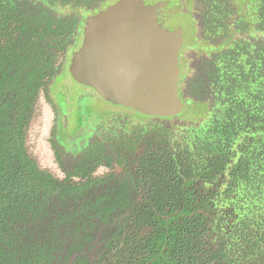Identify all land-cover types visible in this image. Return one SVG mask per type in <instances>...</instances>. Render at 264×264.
Returning <instances> with one entry per match:
<instances>
[{"label":"trees","instance_id":"1","mask_svg":"<svg viewBox=\"0 0 264 264\" xmlns=\"http://www.w3.org/2000/svg\"><path fill=\"white\" fill-rule=\"evenodd\" d=\"M259 10L257 51L226 55L190 133L150 116L121 144V181H73L42 168L28 139L75 24L66 35L0 0V264H264V0Z\"/></svg>","mask_w":264,"mask_h":264},{"label":"rangeland","instance_id":"2","mask_svg":"<svg viewBox=\"0 0 264 264\" xmlns=\"http://www.w3.org/2000/svg\"><path fill=\"white\" fill-rule=\"evenodd\" d=\"M22 4L27 13L34 19L46 16L48 19L65 22L67 27L63 32L67 35L73 29L71 24H75V34L72 32V42L69 44V56L65 66L60 69L58 75L50 88V99L47 100L45 95L41 97V114L37 122L30 130L28 147L38 160L40 166L50 170L55 176L63 180V167L59 165L54 147L52 145V130L54 123V105L62 108L64 97L83 96L92 98L99 111L95 114L92 130L88 131L80 144L65 142L61 135L56 133L57 142L62 145L66 153L75 156L79 151L82 152L78 157L64 158L65 163L69 161L78 162L87 157L90 151L95 150L100 145L101 151H105L109 156L102 158L104 162L97 169L99 174H112L113 179L121 181L126 176V168L120 163L119 154L122 158L128 156L129 147H124L119 143H114L113 138L118 132L140 135L141 131L146 132L148 125L158 118L150 119V116L136 112L132 108L108 104L97 94V92L88 86L76 82L68 73V65L72 55L78 51L83 42V30L86 19L89 15L83 16L81 8L72 5L69 0H14ZM118 0H105L102 9L117 2ZM146 4H156L164 2L177 13V23L183 29V46L181 48V67L183 69L182 78L185 74L190 73L192 77L188 79L189 89L197 90L198 86L201 92L198 96L203 99L204 103L197 108L190 109L185 106L180 114L175 117L166 118L163 123L167 127L174 126L175 132L190 133L193 129L191 125L197 126V120L201 118L208 106L213 104V97L208 90L212 80L213 72L216 71L214 61L220 67L225 61L227 54H235L242 63L245 58L250 62V57L254 54L253 50L257 48L250 45V40L262 39L263 33L259 28L260 9L259 4L252 0H144ZM111 3V4H110ZM200 10V12H199ZM100 11H91L89 14H96ZM77 16L74 18L73 16ZM198 22H201V28L197 30ZM204 24V25H203ZM258 41V40H257ZM256 41V43H257ZM183 53L188 55L191 61V68L187 67L186 58ZM239 57V58H238ZM213 70V71H212ZM181 78V79H182ZM65 93L66 95L62 94ZM53 101V102H52ZM118 114L112 116V114ZM125 117V119L123 118ZM58 123V124H57ZM57 131L61 128L57 120ZM190 125V126H189ZM188 126V127H185ZM92 137V140L90 138ZM64 142V144H62ZM79 180V177H75Z\"/></svg>","mask_w":264,"mask_h":264},{"label":"water","instance_id":"3","mask_svg":"<svg viewBox=\"0 0 264 264\" xmlns=\"http://www.w3.org/2000/svg\"><path fill=\"white\" fill-rule=\"evenodd\" d=\"M164 4L118 0L89 16L82 45L68 65L72 78L111 104L151 117L180 114L183 30L159 21L157 10Z\"/></svg>","mask_w":264,"mask_h":264},{"label":"flooded vegetation","instance_id":"4","mask_svg":"<svg viewBox=\"0 0 264 264\" xmlns=\"http://www.w3.org/2000/svg\"><path fill=\"white\" fill-rule=\"evenodd\" d=\"M263 0H252V2L256 4L262 3ZM200 12V10H199ZM259 13L260 10H258ZM157 17L161 23H163L164 27H168L169 29H174L176 27H180L177 23V13L175 9H173L169 5H164L159 7L157 10ZM201 22H198L197 30L204 28L201 27ZM204 25V24H203ZM183 30V29H182ZM184 58L188 60V55L186 53L182 54ZM181 50L179 52V66H180V75L178 86L180 90V98L184 104V107L187 106L190 109L197 108L198 105H202L204 103L203 99H201L197 94L201 92V85H199L197 90L189 89L188 79L192 77L190 73H187L182 78L183 69L181 67ZM189 61V60H188ZM191 61L187 62V67L191 68ZM66 63V62H65ZM214 66L216 71L219 70L216 62L214 61ZM65 66V64H64ZM213 71V70H212ZM182 78V79H181ZM198 92V93H197ZM208 92V90H207ZM63 95H66L62 92ZM53 102V101H52ZM106 102V101H104ZM111 104L109 102H106ZM117 106V105H116ZM120 106V105H119ZM55 115H54V123L52 130V145L55 150V154L57 159L59 160V165L63 167L64 179H69L73 181H79L81 179V175H89L92 174L94 177L105 176L109 173H101L97 172V169L101 166V163L104 162L100 157V154H104L105 151H101L100 145L95 147V150L90 151L87 157L79 160L78 162L69 161L65 163L64 158L69 157H78L82 152H85L87 148L83 151H79V153L75 156L66 153L56 140V133L61 135V138L65 142H72L74 144H80L85 137L84 135L92 130V126L96 127L94 124L95 114L99 111V108L95 105V102L92 101V98L83 97V96H73L69 95V97H64L62 108L60 109L58 106L54 105ZM204 114V113H203ZM117 116L118 114H112V116ZM125 119V117H123ZM57 120L61 125L59 132L57 131ZM132 135L130 134L118 132V135L113 138L114 143L122 144L127 141L128 138ZM92 140V137L90 138ZM64 144V142L62 143ZM109 156V155H108ZM95 167V168H94ZM94 169V170H93ZM75 177H79V180H76Z\"/></svg>","mask_w":264,"mask_h":264},{"label":"crops","instance_id":"5","mask_svg":"<svg viewBox=\"0 0 264 264\" xmlns=\"http://www.w3.org/2000/svg\"><path fill=\"white\" fill-rule=\"evenodd\" d=\"M104 1L105 0H69L72 5L77 6L83 10L84 14L80 18H83L87 15L91 16V14H89L91 11H98L99 9L100 11L103 10L102 4ZM73 17L77 18V16L75 15Z\"/></svg>","mask_w":264,"mask_h":264}]
</instances>
